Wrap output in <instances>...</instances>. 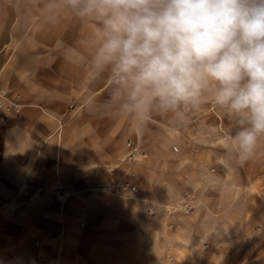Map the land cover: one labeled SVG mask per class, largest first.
<instances>
[{
    "label": "crops",
    "instance_id": "obj_1",
    "mask_svg": "<svg viewBox=\"0 0 264 264\" xmlns=\"http://www.w3.org/2000/svg\"><path fill=\"white\" fill-rule=\"evenodd\" d=\"M41 7L0 0V89L19 103L17 112L0 111V264H115L108 238L119 228L107 225L124 220L107 212L111 196L84 194L129 181L125 154L152 156L147 141L174 142L186 128L157 117L140 131L127 117L91 111L106 85L65 50L79 47L94 25L68 12L47 24Z\"/></svg>",
    "mask_w": 264,
    "mask_h": 264
},
{
    "label": "clouds",
    "instance_id": "obj_2",
    "mask_svg": "<svg viewBox=\"0 0 264 264\" xmlns=\"http://www.w3.org/2000/svg\"><path fill=\"white\" fill-rule=\"evenodd\" d=\"M42 19L65 12L94 25L65 58L86 68L106 98L90 110L176 127L209 102L231 121L217 162L226 170L261 154L264 141V0H38Z\"/></svg>",
    "mask_w": 264,
    "mask_h": 264
},
{
    "label": "rangeland",
    "instance_id": "obj_3",
    "mask_svg": "<svg viewBox=\"0 0 264 264\" xmlns=\"http://www.w3.org/2000/svg\"><path fill=\"white\" fill-rule=\"evenodd\" d=\"M206 105L179 140L147 141L152 156L125 154V177L136 190L100 186L84 194L111 196L107 212L124 220L107 225L119 228L108 238L115 264H264V141L255 159L226 170L217 159L231 121Z\"/></svg>",
    "mask_w": 264,
    "mask_h": 264
},
{
    "label": "built area",
    "instance_id": "obj_4",
    "mask_svg": "<svg viewBox=\"0 0 264 264\" xmlns=\"http://www.w3.org/2000/svg\"><path fill=\"white\" fill-rule=\"evenodd\" d=\"M19 109V103H17L14 100H11L7 97V91L5 89H0V111H14L17 112ZM127 145L129 147L133 146V141L129 140L127 142ZM135 150V149H134ZM134 153L131 154L133 157ZM115 187H120L123 191H134L136 190V186L132 184L129 181L118 183L115 185ZM44 189L43 188H37V191L42 192ZM55 198L58 201H63L66 198V195L64 192L59 191L58 193L55 194Z\"/></svg>",
    "mask_w": 264,
    "mask_h": 264
}]
</instances>
